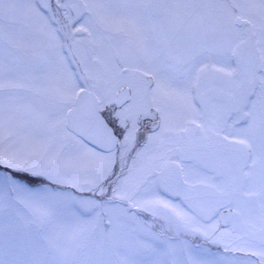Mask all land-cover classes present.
Segmentation results:
<instances>
[{
  "label": "snow or ice",
  "instance_id": "6c2138e0",
  "mask_svg": "<svg viewBox=\"0 0 264 264\" xmlns=\"http://www.w3.org/2000/svg\"><path fill=\"white\" fill-rule=\"evenodd\" d=\"M0 264H264V0H0Z\"/></svg>",
  "mask_w": 264,
  "mask_h": 264
}]
</instances>
